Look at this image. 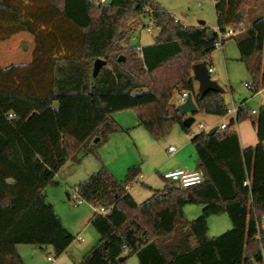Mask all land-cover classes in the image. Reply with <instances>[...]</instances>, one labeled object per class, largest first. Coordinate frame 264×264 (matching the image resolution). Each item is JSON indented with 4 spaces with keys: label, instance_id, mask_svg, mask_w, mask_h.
I'll list each match as a JSON object with an SVG mask.
<instances>
[{
    "label": "trees",
    "instance_id": "16d2710c",
    "mask_svg": "<svg viewBox=\"0 0 264 264\" xmlns=\"http://www.w3.org/2000/svg\"><path fill=\"white\" fill-rule=\"evenodd\" d=\"M40 1L23 8L0 0V21L16 23L36 39L30 64L0 66V264H26L19 244L51 246L59 257L74 242L45 189L59 183L69 161L80 163L124 130L114 113L133 110L156 139L174 125L191 132L172 102L176 89L192 92L199 112L226 115L224 94L200 96L193 74L194 64L211 65L219 32L241 30L221 44L234 38L252 89L264 85V0H214L218 29L212 35L209 27L183 24L156 0H47L43 9ZM146 8L145 17L159 30L153 43L122 45L135 31L123 33L125 20ZM98 58L106 64L94 76ZM248 117L242 103L229 127L193 136L201 183H166L143 202L128 190L140 165L130 166L123 180L103 165L77 183L73 189L83 201L109 209L94 211L90 224L100 237L79 264H122L131 256L140 264H264V233L258 232L264 216V106L254 122L258 143L242 148L232 127ZM199 203L202 213L188 219L185 206ZM220 214L229 216L232 228L211 236L208 218Z\"/></svg>",
    "mask_w": 264,
    "mask_h": 264
},
{
    "label": "rangeland",
    "instance_id": "374dc122",
    "mask_svg": "<svg viewBox=\"0 0 264 264\" xmlns=\"http://www.w3.org/2000/svg\"><path fill=\"white\" fill-rule=\"evenodd\" d=\"M18 5H28L34 7L37 0H12ZM99 2L100 0H96ZM164 7L167 11L172 13L177 19L182 20L185 24L189 26H198L200 21L205 22V26L212 28L217 31V16L215 12V2L214 0H156ZM42 9L48 4L47 0H42ZM39 3V4H40ZM24 8V7H23ZM147 8L144 9L140 14L133 15L132 17L125 20V27L123 28V33H128V29L132 28L135 31L131 34V39L128 41L126 38L121 41V44L127 46L129 44L144 45L151 42L153 36L158 33V28L153 24V32H149L146 28L150 24V18L145 17ZM261 12L264 13V5L261 7ZM256 16L255 12H251L250 19ZM19 25L12 22L0 21V66L9 67L12 65L25 66L33 61L35 50H36V39L35 37L28 33L18 29ZM11 29L15 32L6 36L8 31ZM42 29H45L42 26ZM48 30V29H47ZM3 38V39H2ZM77 38H75V44H77ZM26 42L27 49L23 48V43ZM224 49V52H223ZM223 53L226 54L227 62L229 66H225L223 63ZM211 57L214 60L216 66L215 74H219L216 80L222 84L225 88L224 97L228 105L232 104L235 100H242L244 98H249V105L257 106L259 104V96L254 95V90L252 88H247L245 86L246 82H252L249 72L244 64V62L239 60L240 53L237 47L236 40L234 38L229 39L223 44V47H218L212 52ZM47 63V62H46ZM229 67V68H228ZM45 75V74H43ZM179 90L176 89L174 95ZM174 104L178 106L176 100ZM250 107V106H249ZM128 111V110H127ZM133 110L129 112L121 111L118 115H125L126 128L122 131L115 132L118 133L117 138L112 144H108L106 141L96 147V153L90 152L84 156L82 163L80 164V169L87 171V178L91 173L98 170L101 166L105 165L110 172H112L111 167L106 163L109 162L113 168L125 167V174L127 175L128 169L132 165H140L143 168V178L137 181V178L130 181L132 186V191L138 196V193H145L146 197H140L139 202L147 200L153 191L150 189H162L166 183L172 184L170 181L164 180L162 171H157V164L165 160L169 156L168 147L170 144H174L177 148L180 144L184 143L185 133L181 130L179 125H174L169 133L160 139L154 138L150 132L144 126L134 127L133 119L135 113ZM127 113V114H126ZM131 115V120H130ZM203 112H197L194 114L195 121L191 125V132L189 133L192 137L201 132L203 129L200 124L206 125L204 130H209L211 125V118ZM121 117V116H120ZM231 116H227L229 121ZM248 129L252 131V122H247ZM178 131L182 133L181 136H175V132ZM182 131V132H180ZM109 140V139H108ZM109 145V146H108ZM103 156V157H102ZM100 157V158H99ZM91 159L99 167L95 170L91 169L90 163ZM106 160V161H105ZM138 160V161H136ZM96 165V166H97ZM94 168V167H93ZM190 169V168H189ZM89 170V171H88ZM193 170V169H191ZM125 175V177H126ZM124 177V179H125ZM79 182V181H78ZM70 186L71 185L69 183ZM66 189L63 192V199L67 205L66 223L68 224L69 230L76 236L75 248L72 251L64 252L59 257L56 256L53 248L50 246H38L42 248L40 254V259L46 260L51 264H79L77 261L88 252V250L97 243L99 240V233L92 226H88V230H76L72 226L76 224L75 218L72 216L71 209L77 207L72 206L71 201L66 195ZM151 191V192H150ZM150 194V195H148ZM148 195V197H147ZM82 205V204H81ZM80 205V206H81ZM225 215V219L229 220V216ZM87 223V221H85ZM228 224V223H227ZM231 225V224H230ZM86 226V225H85ZM232 228L226 227V225L221 224L218 228L216 235L223 234ZM75 230V231H74ZM79 232V233H78ZM78 234L81 235V239H78ZM47 255H52L55 259L54 262L47 260ZM264 256V249H263ZM135 256H131L126 262L122 264H134ZM133 259V260H132Z\"/></svg>",
    "mask_w": 264,
    "mask_h": 264
},
{
    "label": "crops",
    "instance_id": "0c3cea01",
    "mask_svg": "<svg viewBox=\"0 0 264 264\" xmlns=\"http://www.w3.org/2000/svg\"><path fill=\"white\" fill-rule=\"evenodd\" d=\"M178 20H180V19H178ZM180 21L183 24H185L182 20H180ZM201 22L202 21H200V24L198 26L207 27V26H205V22H204V24H202ZM185 25H187V24H185ZM214 31H216V30H214ZM154 36H153V39L151 40V42H149L148 44L153 43ZM144 45H147V44H144ZM144 45H138V46L141 47V46H144ZM220 46L223 47V44H221ZM223 52H224V49H223ZM239 60H240V57H239ZM223 63L225 64V66H229V63L227 62L226 54H224V53H223ZM211 65H213L215 70H216V66L214 64V60H213L212 57H211ZM215 70H214V72H215ZM218 75H219L218 73L215 74V78H217ZM263 87H264V85L262 83H260L258 91H256V92L254 91V95H258L259 96V104L257 106L249 105V101L250 100L247 97L242 99V100H235V98L232 99L238 104L245 103V105L248 106V110H249V117L246 120L242 121V122L236 123V125H234L232 127L238 133V136H239V139H240V144H241L242 148H247L249 146H254L259 141L258 140L256 126H255L254 122L257 121L260 109L262 107V105L260 103L259 91ZM196 89L198 91V82L197 81H196ZM174 101H175V99L173 98L172 102H174ZM252 109L258 110V113H251L250 111ZM126 112H129V110L128 111L126 110ZM118 114H120V113L116 112V113L113 114L115 120L123 128H126L127 126L125 124V120H126L125 115H118ZM133 114L135 116V119H133V123H135L134 127L141 126L138 123L137 115L135 113H133ZM208 116L211 118L210 128H212L214 126H219L220 127L221 124L228 123V122L231 121V118H230L229 121L227 120V116H217V115H208ZM130 120H131V115H130ZM249 121L252 122V131H250L248 129V126H247V122H249ZM205 127H206V125H205ZM181 130H182V128H181ZM182 131H180V132H182ZM206 131H208V130H206ZM184 133H185L184 143L180 144L179 148H177V146H175L174 144H170L169 145V147L171 145L175 146L176 147V151L171 153L169 151V147H168L167 150L169 152V156L166 157L165 160H163V161L159 162V164H157V166H156V167H158L157 171L160 170V171H162V174H163V173H165V172H167L169 170H172V169H175V168H179V167H188V168L193 169V170H198L196 168L197 162H198V155H197V153H196V151H195V149H194V147H193V145L191 143V139L193 137L190 134L186 133V132H184ZM178 134H179V136H181L182 133H179L178 131H176L175 132V136H178ZM117 136H118V133L117 134L112 133L110 135V137H109L108 144L109 145L112 144L113 141L115 140V138H117ZM136 161H138V160H136ZM81 163L82 162L78 163V162H74V161H69L61 169V171L57 175V180L59 181V183L57 185H49L45 189L48 201H50L54 205L57 213L61 216L62 221H63L64 225L66 226V228L68 230H69V227H68V224H67L68 222L66 223V219H67L69 214H67L68 207H67V205L64 202L63 192H64L65 189L67 190L66 191V195H67L68 199L71 201L72 206H74L73 205V200H72V197H71V192L73 190V187L77 183H79L81 180L85 179V177H86L85 175L87 173V171H83V169L82 170L80 169V164ZM106 163L111 167L112 173L118 179H121V180L124 179V177L126 175L124 166H122V168H113L110 165L109 162L106 161ZM88 164L91 165V167H92L91 169H93V170L94 169L96 170L99 167L97 164H95V162H93L92 159H91L90 163L88 161ZM143 177H144L143 176V168H141V173L136 177L137 181H140L141 178H143ZM163 178H164V176H163ZM164 180H165V178H164ZM69 183L71 185H74V186H70ZM150 189L152 191L154 190L151 187H150ZM128 190L138 202L142 201V200H140V198H138V196L146 197L145 193L144 194L143 193H138V196H137L134 193V191H132V186H130L128 188ZM148 195H150V194H148ZM148 195H147V197H148ZM74 207H77V208L71 209L72 210L71 213H72V216L76 220V224L74 226H72V228L76 229V230H82V231L86 230V229L88 230V226L91 225L90 224V219H91V217H92V215H93V213L95 211V207L92 206L90 203H88L86 201H83L79 205L74 206ZM184 209H185L186 217L188 219L192 220V219L198 217L202 213L203 204H200V203L199 204H187ZM220 216L221 215H211L208 218L209 233H210L211 236H217L216 233L218 231V228L221 226V224L226 225V227H230L232 225V222H231L230 218H229L230 221H227V219H225V217H223L225 215H222V217H220ZM85 221H87V223H85ZM99 237H100V235H99ZM77 238L81 239V235L78 234ZM74 242H75V240H74ZM74 242L69 246V248L65 252L74 250V248H75V243ZM38 246H40V245H38ZM38 246L34 245V244H19V245H17V249H18V252L20 253V255L23 257V259L26 262V264H51V263H48L46 260H43V262H42V258L40 259V254L42 252V248L38 247ZM49 248H52V247L50 246ZM48 256H50V255H47V260H48ZM133 258H135L134 261H133L134 264H140L137 256H135ZM81 259L82 258L78 259L77 261H79V263H80ZM50 262L53 263L54 260L50 261Z\"/></svg>",
    "mask_w": 264,
    "mask_h": 264
},
{
    "label": "built area",
    "instance_id": "2783aa9c",
    "mask_svg": "<svg viewBox=\"0 0 264 264\" xmlns=\"http://www.w3.org/2000/svg\"><path fill=\"white\" fill-rule=\"evenodd\" d=\"M100 1L105 2L106 0H100ZM146 28L149 32H153V20L152 19H150V24L148 26H146ZM240 31L241 30H234L233 28H229V29H227V31L225 33L219 32V40H220L219 43H220V45H221V41L223 39L234 36V35L238 34ZM214 70H215V68L213 65H208V71L211 75L214 73ZM212 78H214L216 80L215 76H212ZM245 86L247 88H252V83L246 82ZM189 93H190V91H188V90H182L181 92H177L173 98L176 100L177 104L180 105L186 101ZM259 95H260V103L262 106H264V87L259 91ZM241 106H242V103L238 104L235 101L232 102V104L228 105L225 116L230 115L231 119L236 118L238 115V111H239ZM250 112L251 113H258V110L252 109ZM229 126H230V122L223 123V124H221L220 128H226ZM200 127L202 129H205V125L202 123L200 124ZM169 151L171 153L175 152L176 147L171 145L169 147ZM163 176L167 181H170L172 184H174L175 186H178V187H188V186H191L194 184H198V183H201L204 179L203 175L200 171L191 170L188 167H179V168L169 170V171L165 172ZM244 184L245 185L249 184V180H246L244 182ZM130 186H131V184H128V188ZM71 197H72L74 206H77L81 202H83V199L81 198V196L79 195V193L77 192L76 189L72 190ZM95 211L97 213L106 214L109 212V209H106L103 206H99V207H95ZM258 232L264 233V216L261 218V220L258 224ZM48 260L53 261L54 257L50 255V256H48Z\"/></svg>",
    "mask_w": 264,
    "mask_h": 264
},
{
    "label": "water",
    "instance_id": "95a60500",
    "mask_svg": "<svg viewBox=\"0 0 264 264\" xmlns=\"http://www.w3.org/2000/svg\"><path fill=\"white\" fill-rule=\"evenodd\" d=\"M204 24V21L201 22ZM214 29L209 28L208 34L212 35L214 33ZM23 48L27 49L26 42L23 43ZM124 57H120L119 60H124ZM106 64V61L102 58H98L94 62V68H93V75L97 76L100 69L103 65ZM193 74L194 79L198 82V92L200 96H205L210 91H217L220 93L225 92V88L214 78H212V75L208 71V65L205 62H198L194 64L193 66ZM177 110L180 111L183 115H185V118L183 120V124L187 127H191V125L195 121L194 114L199 112L198 105L196 104L195 97L190 92L188 94V97L186 101L180 105L177 106ZM219 129V126H214L210 128L207 133L209 135L213 134L216 130ZM120 261L124 260V256L119 257Z\"/></svg>",
    "mask_w": 264,
    "mask_h": 264
}]
</instances>
